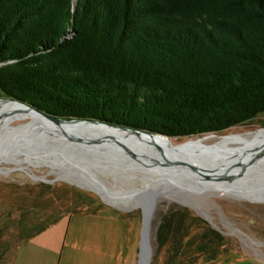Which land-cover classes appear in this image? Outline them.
<instances>
[{
	"label": "trees",
	"instance_id": "obj_1",
	"mask_svg": "<svg viewBox=\"0 0 264 264\" xmlns=\"http://www.w3.org/2000/svg\"><path fill=\"white\" fill-rule=\"evenodd\" d=\"M74 6L0 0L2 98L170 138L219 134L264 115V0ZM61 219L36 226L16 249ZM156 240L151 264H216L232 255L220 232L185 211L168 215Z\"/></svg>",
	"mask_w": 264,
	"mask_h": 264
},
{
	"label": "rangeland",
	"instance_id": "obj_2",
	"mask_svg": "<svg viewBox=\"0 0 264 264\" xmlns=\"http://www.w3.org/2000/svg\"><path fill=\"white\" fill-rule=\"evenodd\" d=\"M28 122L30 119L23 118L14 121L12 126L27 125ZM262 130L264 115L219 134L171 138L169 142L173 146L201 143V147H207L228 135ZM233 148L238 153L246 147L231 145L225 149ZM206 157L215 156L202 154L198 157L203 169H212ZM185 158L190 163L198 162L189 160V156ZM254 160H249L248 165H243L241 172L231 177L201 181L197 174L198 179L189 184H179L186 185L183 189L174 188L167 183L161 184L160 188L157 185L155 190L166 193L156 196L149 235L152 258L157 248L156 234L160 225L171 213L185 211L189 217L202 219L227 239L232 255L229 259L219 258L216 264H264V160L256 163ZM238 165L239 163L234 165V168ZM62 168L63 166L45 162L38 163L25 154H19L13 161L0 162L2 264H11L13 259L15 262L18 253L24 252L23 244L17 249L16 246L22 238L32 234L36 226L61 217L60 222L51 227L61 233V251L53 261L43 257L36 260L27 257L20 262L139 264L143 214L145 212L146 215V208L143 209L141 205L132 209L113 206L91 188L90 182H96L110 193L120 192L125 197L132 190H142L143 186L147 187L152 182H145L143 174L136 171L133 176L123 172L97 173L100 184L97 178H88V183L80 177L69 176ZM188 171L194 174L190 168ZM137 199L141 200L140 196H136V203ZM191 223L190 219L187 225Z\"/></svg>",
	"mask_w": 264,
	"mask_h": 264
},
{
	"label": "water",
	"instance_id": "obj_3",
	"mask_svg": "<svg viewBox=\"0 0 264 264\" xmlns=\"http://www.w3.org/2000/svg\"><path fill=\"white\" fill-rule=\"evenodd\" d=\"M77 2L78 0H75L74 10L76 9ZM0 102L18 104L26 111H30L43 119L48 126L45 128L44 125H36L35 130L30 131V128H28L29 124L12 126L14 121L8 122L7 120L9 119L6 120L0 117V155L12 154L14 157H18L19 154H25L28 158H32L38 163L47 161V163L58 167L63 166L64 171L73 177L81 176L83 178V175L97 177V173L106 172L111 174L123 172L129 176H133L136 171H139L143 174L145 182H148L153 177H145L144 174L146 173L144 171L150 169L152 171L156 170L155 166L160 161L159 157H165L164 155L167 152L161 143L169 142V139H171L162 134H154L149 131L137 130L98 120H67L55 117L29 104L10 98H0ZM74 126L77 127V130L73 129ZM100 127L112 128L125 133L131 140L133 139L136 142L137 148H134L135 146L130 147L129 144L126 145L121 140L107 136L97 138L80 136V131H83L82 129H96ZM147 147L151 148L156 154L149 152L143 156L144 149L146 150ZM166 147L171 148V146ZM173 166L174 168L176 167L174 169L176 174L173 173V176L177 178V182L168 178H162L161 174L157 173L155 177H158V188H160L161 184L167 183L173 185L174 188L183 189L186 185H179L180 183L186 182V184H189V182H192L193 179L191 180V176L188 175L187 170L179 172V166L175 164ZM195 170L200 171L202 174L205 173L199 167H196ZM152 171L147 173L151 175ZM205 177L209 179L207 176ZM142 189L145 190L144 186ZM167 192H170V190H167ZM163 193L166 192H161L157 189L151 194L146 192L142 195L144 197H141L142 199L146 197L144 201H147L150 205L147 220L143 214L139 263L143 256V264H151L153 249L149 237L150 224L153 218L156 196Z\"/></svg>",
	"mask_w": 264,
	"mask_h": 264
},
{
	"label": "bare ground",
	"instance_id": "obj_4",
	"mask_svg": "<svg viewBox=\"0 0 264 264\" xmlns=\"http://www.w3.org/2000/svg\"><path fill=\"white\" fill-rule=\"evenodd\" d=\"M0 117L5 118L6 120L9 119L7 120L8 122L10 121L13 122V121H16L17 119H23V118L30 119V122L27 123L29 124L28 128H30V131L31 130L34 131L36 128V125L38 126L40 124L44 125L45 128L48 127L43 119L34 115L30 111H26L20 105L13 103V102H0ZM73 129L77 130V127L74 126ZM82 130L83 131H80V136H83V137L91 136L92 138H97V137L107 136V137L116 138L118 140H121L124 144L126 145L129 144L130 147L135 146L134 148H137L136 142L133 139L131 140L128 137V135H126L125 133L119 132L118 130H115L112 128L100 127L96 129H82ZM169 140L171 141V139ZM161 144L162 146L166 148L165 151L167 152L164 155L165 157L158 156L160 161H158L159 163L155 166L156 170L152 171V169H150V170L144 171L146 173L144 174L145 177L147 176L153 177L152 180L148 181V182L151 181L152 183L148 184L147 187H144L145 190L144 189L132 190L131 192H129L130 195L128 197H125L124 194L122 193L120 195L119 190H117L119 192L118 194H113V193H110L108 190L102 188L101 185H98L96 182L94 181L90 182L88 180V178H92L95 180V178H97L96 176L94 177V176H89V175H83L82 179L85 180V182L92 183V185H90L91 188L93 187V190L99 193L103 197L104 201L108 202L109 204L113 206H117L122 209H132L138 205H141L143 209L145 207L146 215L144 212V217L147 220L148 214H149L148 207L150 203L148 204L147 201H144L146 200V197L145 199L144 198L142 199L141 197H144L142 195H144V193L146 192L151 194L152 192L155 191L156 186H157V180H158L157 179L158 177H155L157 173H160L162 178H168V179L176 181L177 178H174L173 176L174 175L173 173L176 174L174 170L176 167L174 168L173 166L174 164L179 166V172L181 170L182 171L187 170L188 175L191 176V180L192 179L195 180L196 178L198 179L197 174H199L200 180L204 181V180H208L205 176H207L208 178H219V179H223L225 176L226 177L234 176L235 174H238L239 172L242 171L241 168L243 167V165L245 164L248 165L249 160L255 159L253 161L254 163L264 160V130L258 131V132H246L243 134L237 133V134L228 135V136H225L223 139L219 140L217 143L213 145H209L207 147H201L200 146L201 143H191L185 146H173L171 142H164ZM231 145H244L246 148L244 150L242 149L238 153L235 152L237 151V149L235 148L230 149V150L225 149L227 146H231ZM166 146H171V148L169 149ZM148 148L149 147H147L146 150L144 149V153L142 152L143 156H145L146 153L148 154L149 152L150 153L154 152L153 150H151V148H149L150 150ZM139 152L141 151L139 150ZM213 153H216V154H213ZM153 154H156V153L154 152ZM202 154H206L207 156L208 155L215 156L211 158H207V157L205 158L207 163H209V165L212 166L211 167L212 169H207V170L203 169L202 167L203 165L201 164L198 158L199 155H202ZM186 156L190 157L189 160H192L193 162L195 161H198V162H196V164L190 163L188 160H186L185 158ZM14 159H17V156L14 157V155L12 154L0 155V162L11 161V160L13 161ZM45 163H47V161H45ZM237 163H239V165L234 168V165H237ZM196 167L201 168L205 173L202 174L200 171L195 170ZM189 168L190 170L194 171L195 175L192 172L188 171ZM150 171H152L151 175L148 174ZM168 173L171 175H169ZM97 182L100 184V181L98 178H97ZM145 195H148V194H145ZM136 196H140L141 198L140 201L139 199L136 200L138 204L135 202ZM139 264H143V256Z\"/></svg>",
	"mask_w": 264,
	"mask_h": 264
},
{
	"label": "crops",
	"instance_id": "obj_5",
	"mask_svg": "<svg viewBox=\"0 0 264 264\" xmlns=\"http://www.w3.org/2000/svg\"><path fill=\"white\" fill-rule=\"evenodd\" d=\"M60 243L61 233L59 230H53L52 228H49L39 235L33 237L28 242L24 243L22 245V248L25 247L24 252H20V254L18 253L13 264H23V262L20 261L27 259V257L33 258L34 260L39 258L41 259V257H43L46 260H50L51 262V260L53 261V259L61 251Z\"/></svg>",
	"mask_w": 264,
	"mask_h": 264
}]
</instances>
